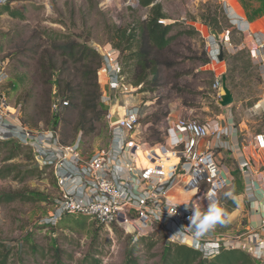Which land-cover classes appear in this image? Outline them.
I'll return each instance as SVG.
<instances>
[{"label": "rangeland", "instance_id": "rangeland-1", "mask_svg": "<svg viewBox=\"0 0 264 264\" xmlns=\"http://www.w3.org/2000/svg\"><path fill=\"white\" fill-rule=\"evenodd\" d=\"M218 1L208 0L205 4L197 5L191 0L156 2L163 6L164 14L168 17L163 23H177L170 36L180 35L169 46L170 49L158 57L162 61L158 73L151 74L148 81L143 83L142 91L146 94L141 95V90L138 92L142 107L151 110L150 114L140 119L142 127L136 134L145 152L166 147L169 137L167 126L162 123L168 117L169 109L179 107L178 103L187 109H201L202 103H213L208 105L210 112L198 110L192 117L183 118L202 123L213 119L214 114H219L223 109L207 100L206 93L210 92L212 84L209 73L199 72L205 59L203 42L185 25L187 21L192 23L197 18L210 21L208 17L211 15L212 18H219L222 28L232 27L224 12L217 10ZM8 7L22 16H11ZM150 14L151 7L142 8L131 0H9L7 5L0 6V57L9 62L11 76L4 89L12 108L23 106L20 121L15 120L14 129L20 126L26 129L28 126L29 131L40 136L51 137L53 133L59 141L66 143L64 147L77 144L83 163L88 162L94 154L112 147L113 136L106 113L117 104L121 106V98L137 94L130 85L135 87L134 83L138 81L139 71L134 56L141 37L138 25ZM64 35L87 44L102 57L109 47L120 51L119 60L126 72L123 80L125 87L117 84L119 86L115 89L98 72L101 86L99 112L104 114L102 119H98L99 112L88 113L86 120L90 122L86 121V132L80 131L78 134H75V128L81 121L82 107L65 113L57 132L51 129L50 124L53 112L49 110L48 100L50 97L54 100L58 98L53 94L55 77L52 75L62 81L58 91L65 92L67 84L77 87L81 83L80 68L83 71L80 64H65V59L52 49L55 39ZM241 52L233 56L225 54L226 66L220 69L222 72L226 70L230 77V89L235 98L231 106L233 121L244 124L255 134L264 133V104H259L264 99L263 71L260 65L251 63L248 54ZM52 63L55 68L51 72ZM97 63L99 59L95 61L94 70ZM171 63L172 66L168 67ZM63 68L65 72L60 75L59 70ZM91 83L95 85L96 81ZM10 112L13 113V109ZM20 130L23 129L16 131ZM10 139L13 142H7ZM27 147L17 139L15 133L5 134L0 130V251L8 258L7 264H125L131 256L140 264H164L169 238L161 226H155L153 235L144 240L136 232L119 226L110 231L91 219L87 220L85 226L76 225L70 218L65 227L58 225L61 217L57 203L63 198V192L57 158L62 156L59 153L51 161H45L43 153H37L36 148L30 145ZM166 148L173 154L170 147ZM193 196L187 200L188 203ZM219 199V207L225 214L221 217L224 222L217 223L207 234L213 231L224 242L229 239L235 241L245 232V227L240 224L246 222L247 210L240 211V220L230 221L233 211L230 188L223 190ZM214 233L209 237L215 238Z\"/></svg>", "mask_w": 264, "mask_h": 264}, {"label": "built area", "instance_id": "built-area-1", "mask_svg": "<svg viewBox=\"0 0 264 264\" xmlns=\"http://www.w3.org/2000/svg\"><path fill=\"white\" fill-rule=\"evenodd\" d=\"M131 1L139 4V0ZM233 1L219 0L229 23L237 28L250 29V23L237 11ZM8 3L9 0H0V6ZM254 37L259 44L254 60L264 65V38L255 33ZM210 41V46L212 42L217 44L212 36ZM221 43L224 46L226 41L221 39ZM209 53L211 55L210 49ZM218 56L219 51L212 57L216 63H219ZM120 57L121 52L112 47L106 49L103 56L104 67L100 74L109 80L113 89L125 80ZM9 69V62L0 57V130L5 134L11 133L7 131L8 120L19 122L22 112V105L13 108V113L10 112L12 108L4 89L11 80ZM122 86L125 87L124 84ZM214 88L217 91L222 88L221 75ZM218 97L220 99V94ZM123 109L124 117L115 124L110 123L109 110L112 147L94 154L86 163L82 161L77 144L64 147L53 133L51 137L36 136L22 126L19 128L23 130L14 132L22 144L35 147L39 154L43 153L45 161H51L59 153L62 156L57 158L60 188L63 192V198L57 203L60 217L66 214L87 216L110 231L119 226L136 232L138 237L151 235L155 226H161L171 243L187 245L203 253L206 258L219 255L224 248L241 249L255 261L264 264V236L250 234L243 241L226 242L209 237L206 233L194 238L193 230L189 228V217L193 214L191 206H181L172 197V192L177 188L186 193H194L191 202L187 204L195 203L204 209L208 205L204 197L211 193L220 205L219 194L229 187L230 182L222 173L213 150L207 145L205 150H200L199 146L210 137L221 140L228 133L227 129L221 128L220 123L213 120L204 123L178 120L176 129L171 127L167 132L171 139L169 147L178 157L179 163L171 165L166 171L164 165L158 163L159 160L146 166L140 163L139 153H149L144 151L136 139L140 127V108L123 106ZM173 134L179 138L176 143H172ZM256 141L258 148L264 150V134L257 135ZM153 157L159 159L155 154ZM173 208H177L176 214L170 216L168 212ZM181 229L183 237L175 235ZM259 230L264 234V217L260 221Z\"/></svg>", "mask_w": 264, "mask_h": 264}, {"label": "crops", "instance_id": "crops-1", "mask_svg": "<svg viewBox=\"0 0 264 264\" xmlns=\"http://www.w3.org/2000/svg\"><path fill=\"white\" fill-rule=\"evenodd\" d=\"M191 1V3L197 5L202 2H204L205 4L208 0ZM236 9L239 13H241L238 8ZM224 15L227 19L225 12ZM244 17L246 18L245 15ZM183 20L187 19L184 18ZM246 20L250 23V29H244L242 27L237 28L231 25L233 27H231L233 31L225 28H222L221 33L216 30L215 31L219 34L223 41H226L223 46L224 59L226 56L225 54H227V56H233L239 53L240 51H247L249 53V59L252 61L251 63L253 65L254 63L260 65V70L263 71L262 76L264 82V65L254 60V56L258 53L257 49L259 45L258 41L254 37V33L264 38V17L254 22H250L248 18H246ZM185 25L187 26L188 30L193 31L195 35L198 36L199 41L201 40L203 42V50L207 52L208 58L210 59L209 64L205 65L202 63V65H200L201 67L199 68V72L209 73L211 77L212 87H210V92L206 93V97H208L207 100L214 102L217 108H222L218 104V101L220 100L218 96L221 93V89L217 91L215 90L214 86L216 81L219 80L220 75L226 72V70H224L223 72L220 71V69L226 66V62L223 61L222 63H216L212 58L219 51L218 43L214 44V42H212L213 44L212 46H210V37L212 36L211 31L214 29L205 26L204 22L200 18H197V20H195V22L193 21L192 23L187 21ZM209 49L211 50V55L209 53ZM122 68L123 75L125 78L126 72L123 63ZM227 78L228 87L230 88V80L228 75ZM100 82L102 84V80ZM143 85L144 84L135 85V87L133 85H130L131 90L137 93L136 96H126V98H121L122 107L124 106V104H126L127 106L129 105L131 107H139L141 112V118L143 117V115L150 114L151 112L149 108L146 109V107H142L140 103L141 100L138 99V97L140 96L138 92L140 90V92L142 93L141 95H144V93L146 94V92L142 91ZM200 90L203 89L200 88ZM128 97H132L130 101L127 100ZM211 104L213 103L204 102L201 104V109H187L181 107L182 105L178 103L179 107L169 109V115L164 120L162 125H166L167 129L171 127L176 129V124L178 120L183 119L184 117H192L198 110H205L206 112H210L211 108L208 107V105L211 106ZM259 104H264V99L260 101ZM233 119V109L231 108V106L226 107V109L223 108L219 114H214V118L211 120L220 123V127L223 129H227L228 133L221 140H217L214 137H210L205 144L199 146V149L205 150L208 146L209 149L213 150L216 157V161L219 164L222 173L228 178L230 182L228 189L230 188V191L233 193V200L237 202L236 208H234V210L231 212L232 216H230V221H237L241 216L240 211L243 212L244 210H247L246 222L244 224L239 223L240 225L245 227V232L234 239L235 241H243L245 236L248 237V235L250 234L264 236V234H262L259 230L260 221L264 217V150L258 148L256 141V136L264 133L261 132L255 134L250 131L244 124L235 123ZM15 123V121L8 120L7 127L9 128L8 131H10L11 133H14V131L18 130L19 128L17 127L16 129H14V127L16 126ZM9 125H11V127H9ZM141 127L142 126L140 124L139 130ZM26 130L29 131L28 126L26 127ZM31 133L33 135L38 136V134L36 133ZM169 146H171V139L168 138L166 147ZM142 153H139V155L140 163L143 164V166L150 165V162H156L157 160H159L158 163L161 162L164 167L168 169L171 165H177L179 160L178 157L172 154L165 147L156 148L153 153ZM154 154L157 155V158L159 159L153 157ZM193 195L194 193H184L179 188L175 189L172 192L173 200L181 206L187 204V200ZM212 233L214 232L212 231L210 234H207L206 232V235L212 236ZM215 235L218 236L217 233H214V236Z\"/></svg>", "mask_w": 264, "mask_h": 264}, {"label": "trees", "instance_id": "trees-1", "mask_svg": "<svg viewBox=\"0 0 264 264\" xmlns=\"http://www.w3.org/2000/svg\"><path fill=\"white\" fill-rule=\"evenodd\" d=\"M157 0H139V5L142 8L151 7L150 16L141 21L138 25V29L140 30L141 37L138 41L137 52L135 53V57L137 59V69L138 73V81L134 83V85H141L148 81V78L151 74L156 75L158 73V69L161 66V62L158 60V57L165 54L166 49H170L172 42L176 40L180 34L173 36L170 34L174 30L177 23H173L170 25H165L163 23L164 20L168 19L167 15L164 14L163 6L159 3H156ZM234 5L238 10L248 18L250 22H254L262 17H264V0H234ZM217 10L221 13L223 11L222 5L218 1ZM11 16L20 17L22 16L16 10H11L9 7ZM210 21L204 19V25L208 28L214 29L219 33L222 32V23L219 18L216 16L215 18L208 17ZM231 28V27H230ZM228 28V30H230ZM135 37V35H133ZM133 37V38H134ZM58 42V43H57ZM52 49H54L62 59L65 64L71 62L73 64H80L83 68H80L81 73V83L77 85V87H73L70 84H67L66 91H58L61 88L60 80L56 79L55 75V83L54 86V95H58V98L50 97L48 100L49 110L52 111V122L50 123L52 126V130L57 132L58 125L60 122L64 121V115L70 109L75 111L76 109L80 110V118L81 121L78 123L77 128H75V134L81 132H86L87 129V115L88 113H97L99 112L100 107V98L101 95L99 90L101 88L98 83V72L104 67V60L102 55L95 49L89 47L85 43H81L70 35L59 36L55 39ZM245 54L249 53L247 51ZM241 52V53H242ZM244 54V53H243ZM203 64L207 65L210 63V59L208 58L207 52L204 51ZM96 59H99V63H97V68L94 70V65ZM171 64H168V67H171ZM55 64H51V72L54 71ZM60 75L65 72V69L59 70ZM60 78V77H59ZM54 79V78H53ZM96 81L95 85H92L91 81ZM230 80V77H229ZM64 82V81H63ZM50 88L51 92L53 88ZM96 88L97 91L93 92L91 89ZM68 92V93H67ZM67 93V94H65ZM54 100V101H53ZM55 102V104H54ZM23 111V106H22ZM22 114V112H21ZM104 114V113H103ZM102 113H98V119H102ZM106 114H109L107 111ZM22 118V117H21ZM90 122V120H89ZM26 125V124H24ZM94 128V127H92ZM13 139L8 140L7 142H13ZM75 141V140H74ZM60 144L66 146L64 141H60ZM23 146V145H22ZM25 148H28L25 145ZM230 204L232 205V210L236 208L237 202L235 200H230ZM73 218H72V217ZM78 217V218H77ZM68 218L73 219L72 222H75L76 225L83 224L85 226L87 220L90 219L87 216L76 215V214H66L59 221L58 225L65 227ZM77 218V219H75ZM78 223V224H77ZM80 226V225H79ZM81 228H84L82 227ZM153 234L148 236H141L139 238H143L144 240L147 237H151ZM35 249V247H32ZM3 259V260H2ZM8 258L0 251V264H7ZM257 262L254 258L241 249H229L224 248L221 253L217 256L206 258L203 253L198 250H195L187 245L174 244L169 241V246L165 250L164 255V264H256ZM125 264H140L137 259H134L132 256Z\"/></svg>", "mask_w": 264, "mask_h": 264}, {"label": "clouds", "instance_id": "clouds-1", "mask_svg": "<svg viewBox=\"0 0 264 264\" xmlns=\"http://www.w3.org/2000/svg\"><path fill=\"white\" fill-rule=\"evenodd\" d=\"M172 143L178 142L179 138L175 137L173 134ZM214 194H208L204 198L207 199L208 205L206 208L202 209L199 205L192 203L191 205L185 204L184 206L187 208L191 206L192 216L189 217L190 226L189 228L193 230V237L199 238L203 236L208 230L215 227L217 223H223L224 221L221 219L222 215H225L222 212V209L218 206V203L213 199ZM176 209H171L168 213L170 216L176 214ZM175 235H180L183 237L184 232L183 229L179 230ZM172 238V237H171ZM170 238V239H171Z\"/></svg>", "mask_w": 264, "mask_h": 264}, {"label": "water", "instance_id": "water-1", "mask_svg": "<svg viewBox=\"0 0 264 264\" xmlns=\"http://www.w3.org/2000/svg\"><path fill=\"white\" fill-rule=\"evenodd\" d=\"M211 35L215 37V40L219 45L218 59L219 62L222 63L224 61V47L221 43V37L215 30L211 31ZM221 79H222V88H221L220 100L218 101V104L221 107L226 108L234 104L235 98L232 90L228 87V78L226 73H223L221 75ZM110 114H111L110 123L115 124L124 117V109L122 106L117 104L111 109Z\"/></svg>", "mask_w": 264, "mask_h": 264}, {"label": "bare ground", "instance_id": "bare-ground-1", "mask_svg": "<svg viewBox=\"0 0 264 264\" xmlns=\"http://www.w3.org/2000/svg\"><path fill=\"white\" fill-rule=\"evenodd\" d=\"M164 168H165V170L167 171L166 167H164Z\"/></svg>", "mask_w": 264, "mask_h": 264}]
</instances>
